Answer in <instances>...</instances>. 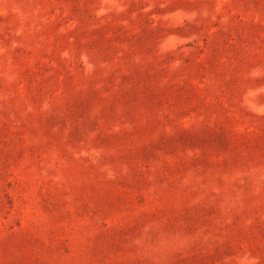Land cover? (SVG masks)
<instances>
[{
	"label": "rangeland",
	"instance_id": "rangeland-1",
	"mask_svg": "<svg viewBox=\"0 0 264 264\" xmlns=\"http://www.w3.org/2000/svg\"><path fill=\"white\" fill-rule=\"evenodd\" d=\"M0 264H264V0H0Z\"/></svg>",
	"mask_w": 264,
	"mask_h": 264
}]
</instances>
